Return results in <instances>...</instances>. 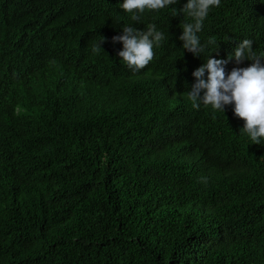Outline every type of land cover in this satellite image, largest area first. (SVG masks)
Listing matches in <instances>:
<instances>
[{
    "label": "trees",
    "instance_id": "1",
    "mask_svg": "<svg viewBox=\"0 0 264 264\" xmlns=\"http://www.w3.org/2000/svg\"><path fill=\"white\" fill-rule=\"evenodd\" d=\"M123 2L0 0V222L14 210V185L69 168L82 207L66 199L62 227L92 224L108 249L136 247L132 264H264V138L253 144L234 105L194 108L187 96L207 58L227 60L244 39L264 52V0L212 6L197 34L199 56L179 39L181 24L193 22L179 12L188 0L145 9L139 21ZM126 25L164 34L139 71L113 43ZM35 55L48 69L35 71ZM251 63L233 59L226 76ZM59 188L46 179L31 191L45 199ZM100 207V216L89 214ZM180 233L179 253L166 242ZM39 241L0 228V264H50ZM121 254L120 264L128 261Z\"/></svg>",
    "mask_w": 264,
    "mask_h": 264
},
{
    "label": "clouds",
    "instance_id": "2",
    "mask_svg": "<svg viewBox=\"0 0 264 264\" xmlns=\"http://www.w3.org/2000/svg\"><path fill=\"white\" fill-rule=\"evenodd\" d=\"M220 2L221 0H188L179 10L193 21L181 24L183 34L179 39L183 41L184 49L197 56L203 53L204 47L197 34L202 30L203 21L208 16L210 8L218 7ZM175 3L176 0H124L121 8L125 12L132 13L133 21H139L140 14H143L145 9L159 10ZM173 11L175 12L176 9ZM112 39L113 43L122 42L123 44V50L118 53L122 61L133 71H139L153 59V45L159 47L164 34L158 31L155 25L147 26L144 31L126 25L123 27V35L114 36ZM103 41L104 38L101 43ZM100 45L93 46V51L101 47ZM30 58L36 72L44 68L48 69L47 58H41L39 55ZM233 59L237 64L244 60L252 61V63L245 68H233L226 76L225 66ZM262 61H264V52L257 55L253 50V41L244 39L239 42L234 53L230 54L227 60L212 56L207 58L206 63L193 72L196 83L187 92L188 99L192 101L194 108H199L202 104L211 105L214 109L224 112L226 105H234L235 116L245 121L241 130L249 135L253 144H260V139L264 138V63ZM205 73H207L206 79ZM202 91L203 96H201ZM62 165L65 164L60 163L51 168ZM36 166L40 169V166ZM48 170L46 169L42 176L40 172L31 174L27 176V180L14 185L11 201L14 210L2 216L0 228L15 233L21 242L39 238L40 241L35 248L41 253L46 252V259L50 264H120L117 255L120 249L121 255L128 259V261H122V264H132L136 247L122 248L117 245L108 249L106 244L101 243L102 237L92 224H89L87 229L82 226L80 231L71 233L69 227H62V211L67 208L63 205L66 199L70 201L74 198L78 209L82 207L78 202L82 192V187H78L81 186V182L73 181L75 171L72 169L67 168L50 174ZM46 179L55 180L58 184L65 185L66 189H54V193L43 195L45 199L36 196L31 189ZM101 179L105 182L104 176ZM203 179L206 182V178ZM75 187L78 188L70 192ZM101 209L102 207L89 214L100 216ZM111 214V210H108L105 216L109 218ZM197 221L205 229H209L204 223V215ZM181 236L182 233L172 234L167 239L166 245H178L180 253L183 249ZM89 241H92V247L89 252L90 260H87L83 257ZM100 246L103 251L100 250Z\"/></svg>",
    "mask_w": 264,
    "mask_h": 264
}]
</instances>
